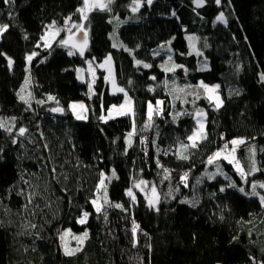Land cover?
<instances>
[{
	"label": "trees",
	"instance_id": "obj_1",
	"mask_svg": "<svg viewBox=\"0 0 264 264\" xmlns=\"http://www.w3.org/2000/svg\"><path fill=\"white\" fill-rule=\"evenodd\" d=\"M141 4L133 12V0H113L111 11L93 10L83 21L77 12L82 0H0V25H9L0 37V121L12 128L11 133L0 128V264H264V205L251 195L253 184H264V152L258 153L254 173L243 157L249 147L264 145V0L219 5L205 0L202 7L193 0ZM221 12L226 24L216 22ZM53 21L59 28L84 24L89 45L83 57L59 45L67 31L50 48L43 46L40 37ZM188 34L204 50L207 69L195 47L190 50ZM115 41L120 46L113 47ZM169 41L181 67L166 72L159 66L166 55L153 51ZM34 51L38 55L29 64ZM109 56L133 114L104 121L100 117L124 93H111L101 69L92 93L78 69ZM201 82L220 84L218 108L198 87ZM75 101L87 103V120L75 118L70 108ZM198 110L207 112L206 138L184 149ZM20 128L26 129L23 136ZM239 138L246 139L238 149L244 176L221 160L228 178L206 177L209 157ZM181 153L188 159H179ZM102 173L109 204L96 213L91 201ZM185 173L187 187L181 182ZM141 180L157 185L158 210L137 189L135 201L127 195ZM232 182L236 188L219 191ZM255 191L264 196V188ZM85 211L90 215L81 225ZM133 221L139 226L135 246ZM63 229L89 233L74 255L64 254Z\"/></svg>",
	"mask_w": 264,
	"mask_h": 264
},
{
	"label": "snow or ice",
	"instance_id": "obj_2",
	"mask_svg": "<svg viewBox=\"0 0 264 264\" xmlns=\"http://www.w3.org/2000/svg\"><path fill=\"white\" fill-rule=\"evenodd\" d=\"M3 2L5 4H11V3H14L15 0H3ZM146 2H147L148 5H151L153 0H146ZM193 2L196 4L197 7H202L203 4L205 3V0H193ZM112 3H113V0H82V7L78 8L77 12L81 15V19L83 21H87L89 12H91L93 10L111 11L110 5ZM215 3L217 5H219L221 3V0H215ZM133 4L135 6L132 8V11L135 12L141 6V0H133ZM173 15H175V13H173ZM216 20L218 22H221V23H225V24L227 23L223 12H221L219 15H217ZM70 21H71V17L66 18L65 25H67ZM55 24H56V22L53 21L52 24L48 25L47 27L49 29H52V28L55 27ZM8 28H9V25H7V24L0 25V37L3 36V34L8 30ZM73 28L76 29L75 33L72 31ZM62 31H67L69 33V35L67 36V38L59 39V41H58L59 45L60 46H68L71 43V48L78 49L79 50V55L81 57H83L84 56V52H85V50L87 49V46H88V32L85 30L84 24L83 23H72V27L71 28H56L55 32L52 34L53 41L56 40V37H58ZM78 34H82V35H78ZM48 35H49V33L46 32L44 35H42L40 37V40L44 42L43 46L45 48H50L51 47V43L48 41ZM188 39L191 41V40L194 39V37H189ZM168 43L170 44L171 41H169ZM36 47H40V44H37ZM113 47H116V45L113 44ZM161 47L164 48L163 45ZM68 54L69 55H74L75 52L70 49ZM156 54H159V53H156ZM37 55H38V53L35 52V51L32 52L31 54H29L27 56V58H26L28 63L31 64V61ZM169 60H171V56H169ZM87 63L89 64V67H91V61H88ZM110 63H111V56L107 57L105 59V61L103 62V64L100 65V67H104L105 64H110ZM141 63H142V61H139V60L136 61L137 65H139ZM12 64H13V61L11 60V58H8V66L11 67ZM143 67L144 68H150V67H152V65H150L148 63H143ZM176 67H181V66L177 65ZM165 71L166 72L167 71H174V69H165ZM151 78L152 79H156L155 77H151ZM105 79H107V77ZM260 79H261V81H264V74L261 75ZM27 83H28V80L25 81L26 85H27ZM113 85L115 86V82L114 81H113ZM88 87H89V90L91 91L92 84H89ZM198 87L203 88L204 91L207 92V93H214L216 91V88H218L219 86L217 85V86H214V87H209L208 85L203 84V82H201V84ZM180 90L183 91V89H180ZM23 91H24V88H21V93ZM117 91H119L121 93H124L125 102L126 103H130L128 101L127 93L124 91L123 88H117ZM21 93H17L19 98L22 101H24L25 103H28V100ZM177 98H179V97H177ZM49 99H53V97L50 96ZM208 99H209L210 102L215 100V106L217 108L222 104V101H221L219 96H211L210 95V96H208ZM38 103H39V101H38ZM162 103H163L162 101H157L158 105L162 104ZM193 103H194V101H193ZM76 107H77L76 104L71 105V108L73 110H75ZM78 107L81 108V109H84L85 105L84 104H79ZM152 107H153L152 104L149 103V105H148V108H149V119H151V116H152ZM124 108H125L124 104H121L119 106L113 105L112 108L109 109V116L107 118H112L111 114H112L113 109L116 110L117 115H128L127 111H123L122 110ZM130 110L131 109H129V111ZM51 111H53V112H57V111L62 112L63 109L53 108V109H51ZM196 115L199 117L201 115V112L198 110ZM76 118L79 120V119H84L85 117L82 116V115L77 114ZM107 118L105 116H103V115L100 117V119L104 120V121H106ZM12 119L14 120L15 118H12ZM197 124L199 125V127L195 131H193L192 135L187 137L188 141H190L191 143L190 144H182L181 145L182 148H184V149H187L189 147L190 148H197L198 147V141L206 138V135L203 134L204 125H203V123L201 122L200 119H197ZM0 128H3L5 131H7L9 133L12 132V128L11 127H6L4 122H2V121H0ZM25 132H26L25 128H20L18 130V134L21 135V136H23ZM13 142L15 143V140H13ZM128 143H129V146H130L131 145V140L130 139H129ZM230 143L232 145H241V144H245L246 141L243 140V139H233ZM227 146L228 145L226 144L225 148H227ZM235 151H236V149L234 147L232 149V152H235ZM249 151H250L251 157H252V169H251V172L254 173V172L258 171V169L255 167V159H254V157H255V146H252L249 149ZM219 156H220V152L218 151L212 157H209L208 163L211 164L213 162V160L216 157H219ZM178 158L179 159H185V160L188 159V157L183 155V153H181ZM225 159H227V157H225ZM231 162L232 161L230 160L229 163H231ZM157 164L159 166V161H157ZM218 170H219V168H218ZM237 171L241 174L242 177L244 176V172H243L242 169L237 167ZM164 172L168 173V169H164ZM221 174H223V173H221ZM187 175L188 174L185 173L181 177V182L184 183L185 187H187V182H186L187 181ZM213 175H210L209 179H212ZM112 176L113 177L116 176V173H115L114 170L112 172ZM101 177L102 178L100 180V187H104L105 188V194H104V198H103V203L99 202V197H97L96 199H93L91 201L92 205L95 208V212L96 213H101L103 211V205L104 204H109V201H108V198H107L106 186H105V178H104V174L103 173L101 174ZM168 178H169L168 175H166L164 177V179H168ZM108 179L110 180L111 178L109 177ZM147 183L148 182L141 180V181H139V183L135 184V187L140 188L141 185H145L146 186ZM197 183H199V181H197ZM259 186L261 188H264V184H260ZM226 188H236V185H235V183H229L227 186L221 187L219 189V191L223 193V192L226 191ZM252 189L253 190H252L251 195H254V196L258 195V193L255 191L256 184L252 185ZM98 191H99V188H98ZM238 191L241 192V193H244L245 195H248V193L245 192V189L243 187H240L238 189ZM151 192H152L154 198H147L148 205H149V207L155 208L156 210H158L157 205L159 203V199H158V194L156 192V186L154 184L151 186ZM127 195L129 197H131L133 201H135L136 197L133 194V191L131 189H129L127 191ZM260 201H261V204L264 205V196H260ZM181 203H191L192 206L195 207V202H192V201H181ZM25 207H27V206H25ZM114 207L123 208V206L121 204H115ZM89 215H90L89 212H87V211L83 212L82 217L78 220V223L81 224V225L86 224L87 221H88ZM105 218H106V213H105ZM31 227L35 228L36 225L33 224V225H31ZM138 227L139 226L136 225L135 221H133V227L131 229L132 237H133V246H135V243H136V235H137ZM69 231H64L62 234H60L59 239H60V241L62 243L64 254L68 255V256H71V255H74L76 251H79L80 248L79 247H77L76 249H70L69 248V246H68V244L66 242V239H65L69 235ZM88 235H89L88 231L85 230L82 235L74 236L73 238L75 240H77L78 244L82 245L84 243V241L87 239ZM249 235H251V233H249Z\"/></svg>",
	"mask_w": 264,
	"mask_h": 264
},
{
	"label": "rangeland",
	"instance_id": "obj_3",
	"mask_svg": "<svg viewBox=\"0 0 264 264\" xmlns=\"http://www.w3.org/2000/svg\"><path fill=\"white\" fill-rule=\"evenodd\" d=\"M141 6H142V4H141ZM141 6L138 8V10L141 8ZM216 22H218V21H216ZM56 28H59V27H54L52 29H49L48 28L47 31H46V32L49 33V35H48V41L51 43V45L61 35V33H60V35L58 37H56V40L53 41L52 34L55 32V29ZM75 32H76V30H75ZM68 35H69V33H67L64 38H67ZM112 36H113L114 39H115V37L117 38L118 31L115 30L112 33ZM192 36H193V34H188L187 38L192 37ZM194 39L191 40V41L188 39L189 40L190 50L191 51H194L193 48H192V46L195 47V49H196L195 52L197 51L200 55L203 56L202 57V60L203 61L200 64L201 68L202 69H207L209 67V61H208V59L206 57V54H205V52H204L203 49L199 48V46L197 44H195ZM114 43H115L116 46H120L116 41ZM162 45L164 46V48L161 47ZM72 51L75 52V50H72ZM156 53H159V54H156ZM153 54L155 56L166 55V59H164L163 61H161L160 64H159V66H160V68L162 70H165V69H174L175 70L176 65H177L176 62H175V52H174V50L172 49V47H171V45L169 43L168 44H161V45H159L157 48L154 49ZM169 56H171V60H169ZM103 62L100 63V64H98V65L95 64V63H93V62H91V67H89V64L88 63H87V66L86 67H80L78 69V78L80 79L81 82H87L88 85L89 84H92L91 91L93 93V86H94V84H95V82L97 80L98 73H99L98 70L101 69V70L104 71L105 77H107L106 80H107V82L109 84V89H110L111 93H113V94L120 93L119 91H117V88H121V87L118 86V84L116 82V79H115L114 64L112 62V59H111V63L110 64H105L104 67H100V65L103 64ZM235 71L237 72V69H235ZM113 81L115 82V86L113 85ZM217 85L219 87L216 88V91L214 93H207V92L206 93H207L208 96H210V95L211 96H219L220 99H221V101H222L221 94H220V89H219L220 88V84H218V83L217 84H214V85L208 84L209 87H214V86H217ZM182 89H183V92H185L186 89H187V87L186 86H183ZM127 97H128V101L130 103H126L125 102V96H124V99H123L122 102H120L118 104H112V105H110L109 109H111L113 105L119 106L121 104H124L125 105V108L122 109V110L123 111H127L128 114H133V102H132V99L129 97L128 94H127ZM213 102L215 103V100H213ZM73 104H76L77 105V107H76L75 110H73L71 108V105H73ZM79 104H84L85 105V108L84 109L79 108L78 107ZM71 105H70V108H71V110H72L75 118H76V115L79 114V115H82V116L85 117L84 119H79V120H87L88 114H89V108H88V105H87L86 102H84V101H75V102H72ZM109 109L105 113V117L106 118L109 116ZM129 109H131V110L129 111ZM200 112H201V115L199 117L196 115V125H197L196 126V129L199 127V125L197 124V119H200L201 122L204 125V130H203V133H204L206 131V116H207V112L205 110L200 111ZM111 116H112V118H114V117L123 116V115H117L116 110L113 109ZM107 119H110V118H107ZM239 139L246 140L245 138H239ZM239 146L240 145H232V144H230L229 146H227V148H223V149L219 150L220 156L219 157H216L213 160V162L208 165V167L204 171V175L209 178L210 175H213L214 174L212 179L216 178L217 176H223L225 178H228L229 175H228L227 171L223 168V164L220 163L221 160H224L225 162H228V163L231 160L232 162L230 164L234 167V169L236 171H237V167H239L240 169L243 170V172H245L243 166L241 165V163L239 161V157H238V149H239ZM253 146H255V157H254V159H255V167L259 170L258 165H257V156H258L259 151L264 152V145L263 144H258V145H253ZM234 147H235L236 151L235 152H232V149ZM251 147H249V149ZM225 157H227V159H225ZM243 157H244V159L250 165H252V157H251L250 151L248 153H244ZM213 166H215V170L214 171L212 169ZM218 168H219V170H218ZM221 173H223V174H221ZM104 178H105V176H104ZM212 179H210V180H212ZM143 181H145V180H143ZM146 182H148V181H146ZM105 183H106V181H105ZM137 183H139V182H137ZM137 183H135V184H137ZM232 183H234V182H232ZM135 184L133 186L132 191H134L135 189H137L141 193H143L146 196V198H154L153 197V194L151 192V186L154 183L148 182L146 186L145 185H141L140 188L135 187ZM155 186H156V192L158 194V199L160 201L161 194H160V191H159L157 185H155ZM258 186H259V184L256 185V188ZM99 187H100V185H99ZM104 194H105L104 187H100L98 193L96 194V198L99 197V202L100 203H103ZM258 195L259 196H263L260 192H258ZM64 231H69V235L65 238L66 239V242H67V244L69 246V248L70 249H76L77 247H79L80 244H78L77 240H75L73 237L74 236H80L83 233H76V232L72 231L71 229H63L60 234H62Z\"/></svg>",
	"mask_w": 264,
	"mask_h": 264
},
{
	"label": "water",
	"instance_id": "obj_4",
	"mask_svg": "<svg viewBox=\"0 0 264 264\" xmlns=\"http://www.w3.org/2000/svg\"><path fill=\"white\" fill-rule=\"evenodd\" d=\"M78 35H82V34H78ZM71 46V43L69 44ZM88 45H89V37H88ZM88 47V46H87ZM78 50V49H77ZM79 51V50H78Z\"/></svg>",
	"mask_w": 264,
	"mask_h": 264
}]
</instances>
